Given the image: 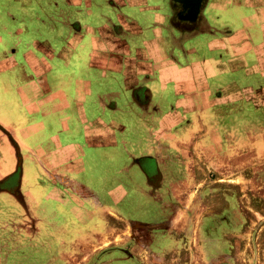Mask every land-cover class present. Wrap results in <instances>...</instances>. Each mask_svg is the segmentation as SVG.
Here are the masks:
<instances>
[{"label":"crops","instance_id":"obj_1","mask_svg":"<svg viewBox=\"0 0 264 264\" xmlns=\"http://www.w3.org/2000/svg\"><path fill=\"white\" fill-rule=\"evenodd\" d=\"M188 7L0 0V264H205L264 152V0Z\"/></svg>","mask_w":264,"mask_h":264},{"label":"rangeland","instance_id":"obj_2","mask_svg":"<svg viewBox=\"0 0 264 264\" xmlns=\"http://www.w3.org/2000/svg\"><path fill=\"white\" fill-rule=\"evenodd\" d=\"M244 11H246L245 8ZM245 13H252V10H248ZM238 23L240 24L239 27L242 26V22ZM230 27L233 29L234 25L233 27L230 25ZM0 37L3 38L2 44H0L1 52L2 49L11 50L15 46L13 38L7 37V33L2 29H0ZM6 75L8 74H0V82L3 81L2 79H9ZM5 83L9 84L7 80ZM3 86L0 85V92L4 91L1 88ZM0 119L5 124H11L12 122L2 110H0ZM51 133L49 131L48 135ZM261 139L255 138V141H261ZM1 151L4 155L8 156L6 148L1 149ZM239 155L240 158L236 161H239L236 168L239 182L233 185L232 188L236 193L234 201H236L238 212H232V209H229L228 212H223V216L226 215L224 213L230 215L229 220H232V222L223 226L225 229L222 231V236L217 232L216 236L213 237L215 243L213 239H210L202 246L200 257L205 254V264H264V152L255 151L254 154H250L248 157L242 154ZM251 165L253 167H250ZM34 167L33 165L28 170L26 169L27 178H33L34 174L38 172L39 168L35 167V169ZM2 170L3 168L0 169V171ZM107 174L109 175L108 172ZM235 197H237L236 200ZM222 206L230 207L225 201H222ZM234 207L233 204L232 208L235 209ZM123 213H131L130 218L126 216L129 220L145 218V216L149 215L148 212ZM210 213L211 215L213 214V212ZM210 243H212V246ZM203 251L204 254H202ZM127 263L140 264L136 260L125 262V264Z\"/></svg>","mask_w":264,"mask_h":264},{"label":"flooded vegetation","instance_id":"obj_3","mask_svg":"<svg viewBox=\"0 0 264 264\" xmlns=\"http://www.w3.org/2000/svg\"><path fill=\"white\" fill-rule=\"evenodd\" d=\"M189 1V3H190V7H188V8H190V11H191V9H193V7H194V9L200 4V2H201V0H188ZM187 12H188V10L186 11V14H187ZM207 219H208V225H206L208 228L210 227V229H211V233H212V236L214 237V228H215V226L213 225V223L215 222L214 221V216L213 215H209L208 217H207ZM206 228V227H205ZM211 236V239H213V237ZM215 243V242H214ZM211 245H212V243H210ZM201 253V252H200ZM204 253V251L202 252V254Z\"/></svg>","mask_w":264,"mask_h":264},{"label":"bare ground","instance_id":"obj_4","mask_svg":"<svg viewBox=\"0 0 264 264\" xmlns=\"http://www.w3.org/2000/svg\"><path fill=\"white\" fill-rule=\"evenodd\" d=\"M106 236V235H105ZM104 239V238H103Z\"/></svg>","mask_w":264,"mask_h":264}]
</instances>
